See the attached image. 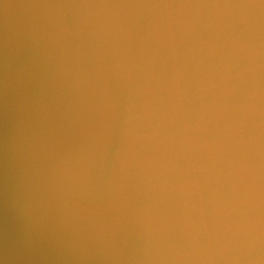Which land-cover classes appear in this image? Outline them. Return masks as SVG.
<instances>
[{"label":"clouds","instance_id":"9594fccd","mask_svg":"<svg viewBox=\"0 0 264 264\" xmlns=\"http://www.w3.org/2000/svg\"><path fill=\"white\" fill-rule=\"evenodd\" d=\"M0 264H264V0H0Z\"/></svg>","mask_w":264,"mask_h":264}]
</instances>
